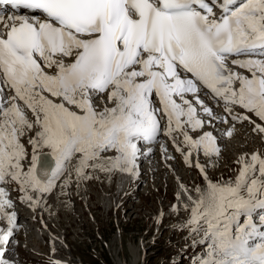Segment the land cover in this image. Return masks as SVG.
Returning <instances> with one entry per match:
<instances>
[{
	"label": "snow or ice",
	"instance_id": "6c2138e0",
	"mask_svg": "<svg viewBox=\"0 0 264 264\" xmlns=\"http://www.w3.org/2000/svg\"><path fill=\"white\" fill-rule=\"evenodd\" d=\"M0 5L17 10L0 15V264H12L17 230L5 186L35 206L31 193L50 194L74 159L78 180L91 178L90 167L135 176L142 146L161 135L189 167L195 155L203 177L195 198L181 186L191 202L186 225L208 242L198 264H264V150L242 154L234 180L213 181L199 163L201 153L221 155L205 130L217 124L231 123V138L247 123L264 140V0Z\"/></svg>",
	"mask_w": 264,
	"mask_h": 264
},
{
	"label": "rangeland",
	"instance_id": "374dc122",
	"mask_svg": "<svg viewBox=\"0 0 264 264\" xmlns=\"http://www.w3.org/2000/svg\"><path fill=\"white\" fill-rule=\"evenodd\" d=\"M256 148H258V146H256L253 150L251 149L250 151H257ZM228 154L234 156L233 152H229ZM231 162L232 158L230 156H224V160H221L219 162L220 164L223 163V168H218V170L214 172V176L222 174L233 176L234 171L233 166L230 167ZM155 167L157 166H154L151 169H154ZM176 167L178 168L179 173L184 174L183 170L179 171L180 168L178 166ZM180 167L183 168L182 165H180ZM207 168L211 169L213 168V166L209 165L207 166ZM89 172L90 170L88 171V173ZM146 176L149 177V180L148 182L144 183L142 189L145 188L144 191H148L150 193L139 191V197H141V199L136 198L134 202L128 204V207L130 206L131 209L134 208V210H130L132 213H126L127 208H125V210L122 209L118 213L120 216L119 218L117 216V211L115 208V200L111 205L110 212H108V210L98 208L96 209L97 216L94 215L95 213L93 215L92 213H90L88 206L91 207L93 203V206H95V204L99 202V197H97V195L105 197L104 189H106L105 184L102 186L97 185L92 180L89 181L90 187L87 188V192L89 194H97L96 198L91 199L88 203L83 198L84 206L83 208H79V212L76 214H82L85 219H81L80 217V220L77 219V221L76 219H71V217H68V212L66 210L58 207L57 212L62 215V219L55 222L56 225L53 226V231L56 230L54 232L58 235L61 231H63V228H65L66 231L69 230L67 234V237L69 238V251H65V255L69 258H74V260L76 261L82 260L85 264H175L174 261L179 258L186 245L191 244H186L181 248L180 251L174 252L180 241L185 239L186 237L184 235L178 237L175 236L176 234L173 235V232L171 233V230L166 226L165 230H163V227L160 230V228L157 227L155 223V213L162 214V208H160V205L163 203V199H165V196L168 201H170L167 203L169 206L174 203V194L176 190L175 181H177L176 173H173L169 168L165 167L159 170L157 174L147 173ZM188 177H191V181L194 182L198 179V177L194 178L195 175L191 174V172L190 175L189 173L188 176L185 175L187 181ZM103 182H105V180H103ZM165 184L168 186L169 190H171L169 197L167 193H165V191L162 189V187L166 188ZM152 185H155V188L157 189L151 191ZM74 186L76 187V192L78 193L80 181L76 179ZM195 187L192 186L190 188L194 189ZM107 190L110 192L106 193L105 195L110 196L114 191V187ZM129 192H131V190ZM161 192L162 194H160ZM116 196L117 193L113 196H110V198L107 200L111 201L113 198H116ZM162 206L163 211L166 212L168 208L166 207L165 203H163ZM82 209L84 211V214L82 212ZM181 209L182 207L180 209H177L176 212L171 213L169 216L164 217H166L167 219H175V216H177V214H180L177 216L178 221L181 217L185 219L186 217H188V212L187 214H181ZM91 212H93V210ZM68 219L70 220L68 222H65ZM62 221L64 222V224H62L63 226L59 224V222ZM170 221L167 220L165 224L167 226H171L169 224ZM182 225L187 226L185 223H181L178 227H181ZM32 239L33 241L35 240L34 237H32ZM42 243L43 241H39V244L37 245V243L34 242L35 249L39 250L37 248L41 247ZM39 260L44 261L43 258H39ZM39 260H35V262L33 263H39ZM67 261L71 262L70 260ZM71 264H74V262H72Z\"/></svg>",
	"mask_w": 264,
	"mask_h": 264
},
{
	"label": "bare ground",
	"instance_id": "6f19581e",
	"mask_svg": "<svg viewBox=\"0 0 264 264\" xmlns=\"http://www.w3.org/2000/svg\"><path fill=\"white\" fill-rule=\"evenodd\" d=\"M240 133V132H239ZM256 136V135H255ZM255 136H252V133H248V132H244L243 135H235L234 137H238L236 140V138H233L231 140H236V141H232L230 143H227V144H230L228 145L227 147V153H225V156H230L231 158L232 157H235V158H238V156H232L231 154H228V152H233L234 154L235 153H245V151H249L250 153H252L250 150L254 149L256 146H258V148H256V150L258 149H262L264 150V142L258 138V144H253L252 145V138H254ZM171 150L174 151V148L172 147L171 145ZM255 152V151H254ZM45 153V152H44ZM248 153V154H250ZM148 156H143L141 157V160L143 161V165L145 166L144 169H142V173H141V176L139 178H134L130 183H128V181H122L124 178H126V176L128 175L127 173H122L121 174V177H120V181L118 183V192L119 193H125L128 189V191L131 190V192H129V197L127 198V200L125 202L122 203L121 207H124V208H127L126 209V213H130L131 211L130 210H134L130 208V206L128 207V203L129 202H132L135 198L139 197V191H142V186L144 185V183L148 182L149 180V177L146 176L147 174V171L151 168H153L154 166H151V167H148L152 161L149 160V158H147ZM202 161H204V158L201 157ZM164 161H166L167 163L165 164ZM168 162H171V161H167V159L165 157L163 158H160L159 159V164L160 165H164V168H169L173 173L175 172L176 173V180H177V183H178V191H179V195L181 197H187V195H185L184 191L182 190V185L186 188H188L189 190H192L193 192V198H195V192L193 190V188H190V187H195L198 185L197 182L200 181V179L198 178L197 181H191L190 177H188V181L186 180L185 178V175L188 176V173L187 172H184L183 173H179L178 172V168L176 166L173 165V163H168ZM235 162V161H234ZM180 165L183 166V169H190L191 167L188 166V164H186L185 162H183L182 160H180ZM206 167L210 165V163L206 162L205 163ZM157 166V165H155ZM230 167H231V164H230ZM163 169V168H161ZM159 169V170H161ZM99 170V169H98ZM222 170V169H221ZM227 170V169H226ZM180 171V170H179ZM221 172V171H220ZM158 171L156 173H153V174H157ZM116 175L114 172L113 174H111V176H114ZM106 176H100V175H96L94 174L92 176V181L97 184V185H104L105 182H103V180H105ZM209 178L211 180H217L218 178H225L224 175H218V176H214L213 174V177L209 176ZM69 183V199L71 200V206L68 208L67 204H66V196L63 194V192L61 191V189L59 188V183L60 182H57L56 184V187L52 190V192L50 194L48 193H45L43 194L42 196L37 194V193H33V196L34 198L37 197V198H42L43 199V202L47 201V206L46 208H44V203L42 201H40L41 203V208L38 210L39 212L38 213V218L40 220H42V224L41 222L39 223L40 226L38 228H36L35 226L32 225V222L31 220L29 219L31 217V214L34 213L35 210H31L30 208L28 207H25V211L21 212L19 214V218L20 220H23V222L27 223L30 227V231H28V233H25L24 236H28L29 237V242H30V250H29V255L31 257L30 259V263L31 264H34L33 262H35V260H39V258H43V256H39L35 247H34V242L37 243V245L39 244V241H43V239H45V234L43 233L42 236L40 237L41 233V229H43V231H45L47 234V239H45L47 242L50 241V237L53 238L54 242L57 243L59 241V243H63L65 245V247H67V245L65 244V242H63L62 240L64 236H66L68 234V231L65 230V228H63V231H61L58 235L54 232L56 230L53 231V226L56 225L55 222L57 221H60L62 219V215L59 214V212H57V209L58 207H61L63 210H66L68 212V217H71V219H79V217L82 219H85L84 216L81 215H76L78 212H79V208H83L84 206V203L82 202V199H81V196L79 195V193L76 192V187L74 186V183L76 181L75 177L74 178H69V179H66ZM91 180H88V179H83L82 182H80V186L83 185L85 187V199H86V202L87 200L90 201V199H95L96 198V195L97 194H89L87 191H88V186H89V181ZM183 182H186V183H183ZM120 186L123 187V190L121 191L120 189ZM114 187L113 185H111V188ZM110 188V189H111ZM79 189V188H78ZM110 191H108L107 189H104V193H108ZM78 195V196H77ZM105 197L103 196H98L99 197V202L95 204V206H88V209L90 211V213H92V215L94 214L95 216L96 215V209L98 208H101V209H105V210H109L110 209V202L109 200V195H104ZM113 201H114V198H113ZM118 202L116 203V205L118 206ZM185 205L188 206V210L185 209ZM57 206V208H56ZM120 207V208H121ZM181 209V214L183 213H186L188 212L187 216L190 217V209H191V205H188V204H181L179 206L178 209ZM43 208V209H42ZM49 208L51 209H54L55 210V218L51 215V213L49 212ZM95 208V210H94ZM136 209V208H135ZM93 210V212H91ZM95 211V212H94ZM82 212L84 214V211L82 209ZM164 212V211H163ZM259 212L260 210H258L257 212V215H259ZM125 213V212H124ZM132 213V212H131ZM179 213V212H178ZM180 215V214H177V216ZM177 216H175L177 218ZM164 216H161L160 219H159V225L160 226H163V230H165V226L170 229L173 233L175 232V226H167L165 223L166 221H170L171 219H167L166 217ZM181 217V216H180ZM162 218V219H161ZM173 219V218H172ZM70 219H68L67 221L65 222H68ZM80 220V219H79ZM119 221V220H118ZM188 221V218L186 217L185 219L184 218H180V220L178 221V225H177V229L179 230V233L180 234H183L185 232H188L190 231L189 228L187 226H184L182 225L181 227H178L179 224L181 223H185ZM71 222V221H70ZM75 223V222H74ZM120 223V222H119ZM59 224H64V222H59ZM71 224V223H70ZM58 225V224H57ZM68 225V224H67ZM73 225V224H72ZM86 225V224H85ZM63 226V225H62ZM61 226V227H62ZM71 226V225H70ZM78 226V225H77ZM83 226V225H82ZM65 227V226H64ZM68 227V226H67ZM157 227H158V224H157ZM59 228V227H58ZM71 228V227H70ZM75 229V228H74ZM84 229V228H83ZM124 229V228H123ZM73 230V229H72ZM58 233V232H57ZM72 233V231H71ZM191 233V234H190ZM190 235L188 236L187 240L186 238L184 240L181 241V243L178 244L177 248L175 249V251H179L180 250V246L182 243H185L187 241H192L194 242L196 245H199L203 240L205 239H202V233L201 234H196V233H192L190 231ZM54 235V236H53ZM70 235V234H69ZM68 236V235H67ZM32 237L35 238V240L33 241ZM69 239V238H68ZM37 240V241H36ZM186 240V241H185ZM66 243L69 245L68 241H66ZM38 249V248H37ZM45 250L50 253L51 252V249L49 248L48 244L47 246L45 247ZM185 253L187 255H191L193 253V250L191 248H187L185 250ZM43 255H46V254H43ZM39 257V258H38ZM44 259V258H43ZM50 260V263L51 264H54V261L49 259ZM187 260V259H186ZM45 261V259H44ZM67 261V260H66ZM69 262V261H68ZM65 264H68L64 261ZM35 264H44L43 261H40L39 260V263H35Z\"/></svg>",
	"mask_w": 264,
	"mask_h": 264
}]
</instances>
